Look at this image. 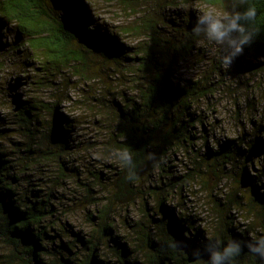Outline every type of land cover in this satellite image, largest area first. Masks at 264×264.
Instances as JSON below:
<instances>
[{
  "label": "trees",
  "instance_id": "trees-1",
  "mask_svg": "<svg viewBox=\"0 0 264 264\" xmlns=\"http://www.w3.org/2000/svg\"><path fill=\"white\" fill-rule=\"evenodd\" d=\"M59 2L0 0V28L9 31V26H14L26 53L46 56L55 68L75 63L74 68L80 70L86 65L87 51L73 49L76 42H83L98 50L108 69L121 73L126 84L130 83L123 75L126 69L141 78L135 94L118 95L116 105L110 106L114 110L105 116L108 120L103 118L105 128H109L106 151L127 152L128 158L123 157L121 168L112 166L107 174L91 172L96 186L82 183L88 188L84 200L78 199L80 204L85 209L90 204L97 212L87 215V222L94 227L87 239L72 223L66 227L69 220H62L65 215L54 204L53 188L64 184L67 172H78L70 167L74 156L81 154L77 153L81 149L90 151L92 142L76 139L74 121L59 112L58 106H41V99L31 96L8 105L2 97L0 102L10 107V113L2 116L0 103V264H208L210 242L215 246L219 241L222 250L233 240L246 245L264 235V132L253 136L244 132L221 141L209 140L207 133L197 136L196 128L204 131L206 122L197 117L196 105L207 95V88L211 90L216 84L209 83L206 88L200 82H173L176 66L199 43L200 37L193 32L195 23L190 22L189 28L173 27L172 32L166 14L156 26L143 23L136 33L152 32L151 37L132 52L116 31L99 29L87 0ZM206 3L214 7L222 4L229 12L256 9L253 20L242 21L255 33L243 52L249 58L235 60L233 69L239 70L240 78L247 71L264 76V0ZM3 35L0 30V38ZM6 49V44L0 43V53ZM215 75L221 80L224 72L218 67ZM47 111L53 117L50 121L44 116ZM252 123L256 131L255 121ZM18 136L24 140L16 141ZM199 140H204L200 147L196 145ZM178 148L190 151L195 163L176 176L167 163ZM56 168L63 178L52 176ZM205 176L211 179L204 181ZM212 179L217 180L216 188L225 180L232 186L228 204H216L222 208L214 210L218 223L206 225L197 213L186 212L183 201L181 208L177 206L175 198L201 182L209 186ZM96 187L100 193L92 195ZM101 192L104 198L99 197ZM137 203L147 211L148 225L141 227V248L132 250L133 241L122 240L118 234L116 214L121 207ZM151 204L153 208H149ZM236 207H246V213L254 218L256 226L251 232L234 225L231 213ZM232 264H264V259L243 246Z\"/></svg>",
  "mask_w": 264,
  "mask_h": 264
},
{
  "label": "rangeland",
  "instance_id": "rangeland-1",
  "mask_svg": "<svg viewBox=\"0 0 264 264\" xmlns=\"http://www.w3.org/2000/svg\"><path fill=\"white\" fill-rule=\"evenodd\" d=\"M48 2L52 5L60 4L59 0H48ZM87 3L99 29L102 31L108 28L116 31L121 41L132 52L136 50L139 43L149 42L151 37L152 32L136 33V28L143 23L156 26L164 21L163 17L166 14V17L170 18L168 30L172 32L173 27L187 28L192 24L190 22L196 25L197 17L204 8H219L207 4L206 0H87ZM0 30L4 33L0 43H5L7 48V51L0 53V64L4 63L0 68V94H3L0 96V101L4 97L9 105L11 102L14 103V100L21 101L31 96L41 99V106H58L59 112L74 121L73 135L77 136H75L76 139L79 142L87 140L92 142L90 151L81 149L77 151L81 154L74 156L75 161L70 167L78 169V172L69 171L63 178L59 168L52 171L53 177L64 179L62 186L56 185L53 188L56 195L54 204L65 215L62 220H69L66 222V227L72 223L75 230L88 239L94 227L87 222V215L93 212L97 215L96 207L88 204L85 209L78 199L84 200L88 188L86 185L96 186L91 172L94 174L96 171H101L107 174L109 170H112V166L121 168L123 164L121 154L116 152L108 154L106 151L108 146L105 141L109 138L107 134L109 128H105L103 118L108 120L105 116H110V111L114 110V106L111 108L110 106L116 105L118 95L135 94L133 91L141 86V78L126 69L123 75L130 80V83L126 84L121 73L119 75L108 69V65L99 56L98 50L85 46L83 42H76L73 49L87 51L86 65H81L80 70L74 68L75 63L73 66L63 64L55 68L49 64L46 56L42 54L33 56L26 53L22 47L23 39L19 40L14 26H9V31H6L5 27ZM199 37L196 48L176 66L173 80L175 85L200 82L201 86L206 88L209 83L216 84L215 88L204 90L207 95L203 96L196 105L197 117H202L206 122L204 131L201 127L196 128L197 136L207 133L209 140L221 141L235 139L244 132L248 136L264 132V76L247 71L245 76L242 75L240 78L239 70L233 69L236 66L234 61L238 59L244 61L249 57L243 53L233 61L230 68L226 69L218 59L221 49L207 43L203 35ZM17 47H20L18 51ZM218 67L224 72L221 80L215 75ZM136 82L139 83L136 84ZM8 105L2 106L1 103L2 116L10 113ZM44 116L47 120L49 119L48 121L53 118L49 111L45 112ZM254 121L256 131L252 127ZM43 126L42 129L45 132L47 124ZM15 139L16 141L24 140L22 136ZM27 141L30 140L25 139V142ZM203 142L204 140H199L196 145L200 147ZM6 143L11 146L9 141ZM9 146L6 147L10 152L12 148ZM17 152L14 154L16 155ZM194 163L190 151L178 148L171 152L167 164L173 167V175L177 176L187 172L188 167H194ZM52 167H54L53 164ZM205 177L204 181L211 179L208 176ZM217 184V180L212 179L209 186L201 182L191 187L192 189L187 188L183 194L175 198V203L180 207L179 204L183 201L186 212L197 213L206 225H216L218 218L214 210L222 209L216 208V204L219 201L223 205L228 204L232 186L228 180H225L224 184L219 185L218 188H216ZM96 189L92 195L97 194L99 188ZM99 197H105L103 192ZM150 207L153 208L152 204L149 205ZM246 210H248L246 207L245 210L236 207L231 213L234 225L245 233L251 232L256 226L253 224L254 218L247 214ZM145 212L147 211L144 207L137 203L121 207L116 214L118 234L123 238L122 240L127 238L133 241L132 250L141 248L138 247L141 227L148 225ZM149 213H152L151 209ZM135 222L139 225L134 224ZM132 224L136 226L133 227ZM58 227L61 228V225L58 224ZM105 249L102 247V252ZM111 253L114 251L112 250Z\"/></svg>",
  "mask_w": 264,
  "mask_h": 264
},
{
  "label": "clouds",
  "instance_id": "clouds-1",
  "mask_svg": "<svg viewBox=\"0 0 264 264\" xmlns=\"http://www.w3.org/2000/svg\"><path fill=\"white\" fill-rule=\"evenodd\" d=\"M255 17L254 7L243 13L235 10L229 12L222 4L219 8H204L197 17L193 32L197 36L203 35L207 43L221 49L218 59L227 69L238 56L243 54L244 48L251 45L255 33L248 31L242 21L253 20ZM121 154L125 159L128 158L127 152ZM243 246H246L251 254L264 259V235H262L253 238L246 245L233 240L222 250L219 241H216L215 246L210 242L206 249L210 257L208 264H232L233 258L240 255Z\"/></svg>",
  "mask_w": 264,
  "mask_h": 264
}]
</instances>
